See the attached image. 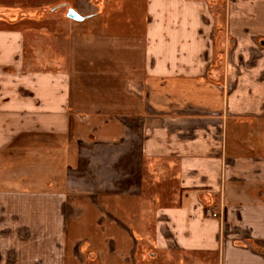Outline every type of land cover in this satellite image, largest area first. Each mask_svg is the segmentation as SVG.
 Wrapping results in <instances>:
<instances>
[{"label":"crops","instance_id":"1","mask_svg":"<svg viewBox=\"0 0 264 264\" xmlns=\"http://www.w3.org/2000/svg\"><path fill=\"white\" fill-rule=\"evenodd\" d=\"M0 264H264V0H0Z\"/></svg>","mask_w":264,"mask_h":264},{"label":"rangeland","instance_id":"2","mask_svg":"<svg viewBox=\"0 0 264 264\" xmlns=\"http://www.w3.org/2000/svg\"><path fill=\"white\" fill-rule=\"evenodd\" d=\"M38 9H35L37 11H35V13L33 14L32 12H26L24 13L25 15L24 16H28V19L29 18H33V19H36L39 22V24H28L30 27H33V28H43L45 26H48V19H49V11L50 9L48 7H44V6H40V7H37ZM64 13V12H63ZM32 15V16H30ZM224 39V35H220L218 34L217 35V38H216V42H217V45L219 46L220 43L222 42V40ZM217 58H221L220 54H219V51H217ZM218 61V60H217ZM219 71L221 72V69H219Z\"/></svg>","mask_w":264,"mask_h":264},{"label":"water","instance_id":"3","mask_svg":"<svg viewBox=\"0 0 264 264\" xmlns=\"http://www.w3.org/2000/svg\"><path fill=\"white\" fill-rule=\"evenodd\" d=\"M68 18L73 21H82L84 18L74 9H69Z\"/></svg>","mask_w":264,"mask_h":264},{"label":"built area","instance_id":"4","mask_svg":"<svg viewBox=\"0 0 264 264\" xmlns=\"http://www.w3.org/2000/svg\"><path fill=\"white\" fill-rule=\"evenodd\" d=\"M207 216L217 218L219 215L217 213H215V211H207Z\"/></svg>","mask_w":264,"mask_h":264}]
</instances>
